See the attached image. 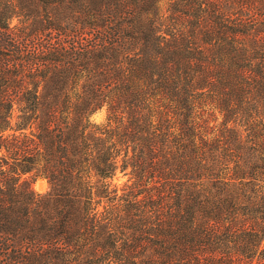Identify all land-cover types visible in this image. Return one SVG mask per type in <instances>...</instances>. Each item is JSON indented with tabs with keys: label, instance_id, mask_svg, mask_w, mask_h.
<instances>
[{
	"label": "trees",
	"instance_id": "obj_1",
	"mask_svg": "<svg viewBox=\"0 0 264 264\" xmlns=\"http://www.w3.org/2000/svg\"><path fill=\"white\" fill-rule=\"evenodd\" d=\"M0 264H264V0H0Z\"/></svg>",
	"mask_w": 264,
	"mask_h": 264
},
{
	"label": "rangeland",
	"instance_id": "obj_2",
	"mask_svg": "<svg viewBox=\"0 0 264 264\" xmlns=\"http://www.w3.org/2000/svg\"><path fill=\"white\" fill-rule=\"evenodd\" d=\"M95 119H101L103 117V111L97 112L93 116ZM117 182H123L126 176L119 175ZM32 186L37 191H45L48 188V182L44 178H37L32 182Z\"/></svg>",
	"mask_w": 264,
	"mask_h": 264
}]
</instances>
